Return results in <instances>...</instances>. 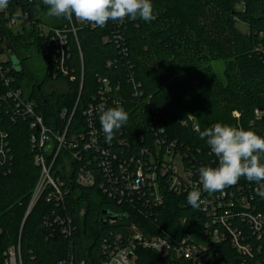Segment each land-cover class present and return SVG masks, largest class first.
I'll return each mask as SVG.
<instances>
[{
    "label": "trees",
    "instance_id": "16d2710c",
    "mask_svg": "<svg viewBox=\"0 0 264 264\" xmlns=\"http://www.w3.org/2000/svg\"><path fill=\"white\" fill-rule=\"evenodd\" d=\"M151 2L157 15L151 22L126 19L98 27L75 17L62 18L55 26L76 27V35L71 29L68 31L69 56L65 60L75 75L73 79L56 69L54 49L46 52L43 37L35 34L33 27L13 31L3 22L0 48L6 50L1 45L5 42L12 80L7 85L0 72V133L6 134L5 138L0 134V264H6L4 252L18 242L25 264H57L70 256L99 264L114 246L116 235L125 233L133 221L148 234L157 231L158 223L171 231L179 228L181 234L193 232L198 238L196 231L207 218L202 208L187 204L188 194L181 196L168 190L164 202L156 208L144 207L137 199L118 203L115 197L101 191L98 182L83 186L69 173L62 175L63 187L68 188L62 204L50 203L42 194L29 210L41 173L30 147V132L35 128L27 117L17 116L11 110V100L3 97L9 88H23L25 80L33 82L28 96L52 127L67 125V117L79 98L68 124L71 134L84 123L83 110L103 89L102 79L108 78L112 91L107 93L106 107H115L114 101L119 100L129 114L127 124L111 140L113 147L126 155L140 154L141 146H151L160 132L152 127L160 125L165 136L182 143L198 167L201 162L215 167L206 138L200 139L199 131L191 125L192 113L200 131L222 123L264 136V0ZM17 3L28 11L30 19L41 20L39 11L47 9L40 2L10 0L8 7L12 12ZM238 20L247 25V31L237 26ZM24 48H36L43 56L44 80L65 79L67 90H45L43 81L37 80L24 63L20 54ZM218 59L224 62L221 73L213 66ZM64 107L68 109L67 117H62ZM121 132L130 141L129 147L117 143ZM93 153L94 148L82 150L79 155L94 171L97 181L106 180ZM88 158L92 160L89 162ZM239 182L250 183L245 178ZM253 202L256 211L264 214V199L255 194ZM56 213L73 225L70 233L62 232L57 223L50 226L47 219ZM112 214L126 217L110 216L105 222L104 217ZM261 241L264 243V236ZM104 244L106 251L102 249ZM219 247L226 260H238L229 245ZM134 255L137 264H190L183 258L172 260L142 246L136 248Z\"/></svg>",
    "mask_w": 264,
    "mask_h": 264
},
{
    "label": "built area",
    "instance_id": "2783aa9c",
    "mask_svg": "<svg viewBox=\"0 0 264 264\" xmlns=\"http://www.w3.org/2000/svg\"><path fill=\"white\" fill-rule=\"evenodd\" d=\"M23 1L43 3L42 0ZM3 22L13 31L33 27L35 34L43 37L45 42L43 48L46 52L54 49L52 56L56 62V69L65 76L69 75L71 79L75 78L65 61L69 56V29L76 35L74 24L71 28H63L47 24L44 20L30 19L28 11L19 3L15 4L14 12L10 7L0 10V29ZM1 45L6 50L0 48V72L9 85L12 77L6 62L10 53L5 42ZM102 81L103 89L99 90L97 97L93 99L94 102L90 101L83 110L84 123L78 132L71 134L67 131L68 124L72 120L71 116L74 115L79 98L69 116L66 107L62 110V117L68 116L67 125L61 123L52 127L46 123L43 113L37 111L35 100L24 91V86L9 88L3 95L5 99L11 100V110L17 116L27 117L30 126L35 128V131L30 132V147L34 153V161L41 166V173L29 202V210L42 194L46 201L55 205L62 204L65 191L68 189L63 187L65 181L62 175L68 173L70 178L83 186H93L98 182L97 186L101 191L115 197L118 203L137 199L144 207L150 205L152 208L159 207L164 202L168 190L182 196L188 194L194 187L202 188L198 174L200 167L192 161L182 143L163 134V127L160 125H153L152 128H157L160 132L151 141V146L140 147V154L126 155L124 151L114 148L112 141H106L98 118L100 115L98 109L100 105H105L104 102L108 100L107 93L112 91V86L108 78H103ZM189 119L193 128L199 129L193 113L189 115ZM185 123L186 120L183 121V124ZM0 134L5 138L4 131ZM129 142L124 132H121L117 143L129 147ZM4 144L6 145V142ZM93 148L96 150V153H93V160L99 161L106 180L97 181L94 171L79 155L80 151ZM209 153L217 166V157L211 153L210 148ZM68 159L70 162H67ZM91 160L88 158L89 162ZM201 164L205 166L202 162ZM258 187L256 183L238 182L222 191L214 193L202 191V202L199 207L204 210L207 218L196 231L198 238L193 232L181 234L177 231L179 228L175 227V230L171 231L162 228L158 223L155 225L157 231L148 234L133 221L126 227L125 233L116 235L114 246L110 247L109 253L98 263L137 264L135 250L142 246L172 260L183 258L190 264H264V243L261 241L264 236V214L256 211L253 202ZM236 219L240 222L235 221ZM47 220L52 227L57 223L65 234L70 233L73 228L61 213H56ZM243 223H246V226L241 225ZM221 244L229 245L235 251L238 260H226L219 247ZM102 249L106 251L107 246L102 245ZM4 254L6 264H25L20 242L11 245ZM57 264L89 262L85 259L75 260L70 256L60 259Z\"/></svg>",
    "mask_w": 264,
    "mask_h": 264
},
{
    "label": "clouds",
    "instance_id": "9594fccd",
    "mask_svg": "<svg viewBox=\"0 0 264 264\" xmlns=\"http://www.w3.org/2000/svg\"><path fill=\"white\" fill-rule=\"evenodd\" d=\"M47 6L46 15L104 27L109 21L123 23L126 19H141L151 22L157 19L151 0H42ZM10 0H0V10L8 7ZM115 107L99 106V121L105 139L111 142L116 131L126 125L129 114L114 101ZM200 139L206 138L211 153L217 157V166H201L198 169L199 184L187 195V204L200 206L202 191L214 193L236 185L241 178L254 182L259 187L256 194L264 199V136L242 127L216 123L203 131Z\"/></svg>",
    "mask_w": 264,
    "mask_h": 264
},
{
    "label": "rangeland",
    "instance_id": "374dc122",
    "mask_svg": "<svg viewBox=\"0 0 264 264\" xmlns=\"http://www.w3.org/2000/svg\"><path fill=\"white\" fill-rule=\"evenodd\" d=\"M47 9L41 10L39 13V17L41 20H44L47 24L50 25H57V23L62 21V18H55V17H49L46 15ZM237 26L241 28L244 31L248 30L247 25L242 21H237ZM13 58L18 59L17 55L12 51ZM21 56L25 59L24 63H26V66L28 69L33 72L38 78L37 80L43 81V88L47 91L51 90H67L68 84L65 79H49L44 80L45 74H46V62L43 58V56L36 50V48H24L21 49ZM17 66L20 67V65L17 63ZM213 66L218 72L223 71L224 62L222 59H218L213 61ZM33 87V82L30 80H25L24 82V91L28 94ZM67 162H70V159L67 160ZM101 197V195L99 196Z\"/></svg>",
    "mask_w": 264,
    "mask_h": 264
},
{
    "label": "water",
    "instance_id": "95a60500",
    "mask_svg": "<svg viewBox=\"0 0 264 264\" xmlns=\"http://www.w3.org/2000/svg\"><path fill=\"white\" fill-rule=\"evenodd\" d=\"M104 213H108L107 210H104ZM110 216H113V217H126V214H112V215H106L104 217V221L107 222V220L110 218Z\"/></svg>",
    "mask_w": 264,
    "mask_h": 264
}]
</instances>
